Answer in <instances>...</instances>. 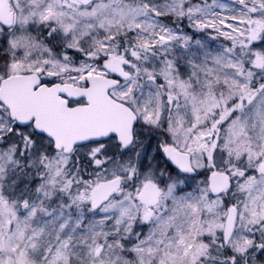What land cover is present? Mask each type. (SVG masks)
Listing matches in <instances>:
<instances>
[{"label":"snow or ice","instance_id":"obj_1","mask_svg":"<svg viewBox=\"0 0 264 264\" xmlns=\"http://www.w3.org/2000/svg\"><path fill=\"white\" fill-rule=\"evenodd\" d=\"M0 264H264V0H0Z\"/></svg>","mask_w":264,"mask_h":264}]
</instances>
